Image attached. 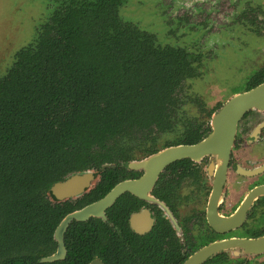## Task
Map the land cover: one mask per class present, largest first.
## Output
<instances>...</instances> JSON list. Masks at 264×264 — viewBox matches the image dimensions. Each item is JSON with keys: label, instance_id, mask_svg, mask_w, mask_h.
I'll return each mask as SVG.
<instances>
[{"label": "flooded vegetation", "instance_id": "1", "mask_svg": "<svg viewBox=\"0 0 264 264\" xmlns=\"http://www.w3.org/2000/svg\"><path fill=\"white\" fill-rule=\"evenodd\" d=\"M53 1L55 7L46 21L37 27L35 37L26 46L37 43L42 30L61 22L74 5L92 9L93 5L105 2L110 6L107 0ZM109 2L112 3L111 10L120 32H134L139 45L147 48L148 52L163 53L166 62L171 59L177 65L182 63L181 76L168 94L166 111L156 125L124 136L118 142V151L107 153L110 160L101 166L92 165L59 181L77 173L90 172L93 175L87 189L75 197L60 200L48 197L51 204L68 212L59 219L53 230L55 249L46 257L57 250L54 231L66 215L101 200L121 182L139 180L145 171L131 168L132 163H139L169 148L196 145L202 141L211 132L213 115L228 100L264 82L263 61V65L261 63L246 81L242 93H234L223 100L214 98L212 103L207 104L194 93L193 82L202 75L201 58L204 55L210 58L211 54L203 50L197 53L196 49L188 47L189 44L180 47L158 44L154 34L120 17V9L126 0ZM224 2L236 8L240 1L198 0L193 8L187 2L177 8L171 5L169 9L174 10L173 18L177 22L173 26L175 30L170 29L168 34L182 36L188 31L190 33L185 36L190 37L201 23L211 24L208 31L217 26L214 30L221 32L224 27L234 23L264 38V5L247 3L245 9L231 10V15L220 16L221 23L208 18L209 11L219 12L221 6L226 4ZM176 20L168 19L166 23L171 27ZM166 53H170V56ZM188 81L192 83V95H186L185 84ZM191 107L196 112L185 116L186 108ZM211 162L210 155H204L199 160L176 159L165 165L153 185L145 189L141 196L126 189L103 210V217L73 220L62 235L65 254L54 262L185 264L197 253L218 245L220 248L199 264H264V109H249L237 122L222 192L215 205L211 204L213 177L208 169Z\"/></svg>", "mask_w": 264, "mask_h": 264}, {"label": "trees", "instance_id": "2", "mask_svg": "<svg viewBox=\"0 0 264 264\" xmlns=\"http://www.w3.org/2000/svg\"><path fill=\"white\" fill-rule=\"evenodd\" d=\"M109 1L74 5L0 75V264H42L68 212L51 186L156 125L181 76L182 63L120 32Z\"/></svg>", "mask_w": 264, "mask_h": 264}, {"label": "rangeland", "instance_id": "3", "mask_svg": "<svg viewBox=\"0 0 264 264\" xmlns=\"http://www.w3.org/2000/svg\"><path fill=\"white\" fill-rule=\"evenodd\" d=\"M196 1L198 0H126L119 15L141 30L154 34L158 44L162 46L180 47L189 44L188 47L196 49L197 53L202 50L204 53H210V58L205 55V59L201 58L202 75L193 82L194 93L200 95L208 104L212 103L214 98L223 100L245 90L246 81L264 61V38L234 23L224 27L221 32L214 30L217 26L208 31L211 24L201 23L200 28L192 31L190 37L185 36L190 33L188 31L182 36L169 35L168 31L174 29L177 22L173 18L174 10L169 7H181L187 2L193 8L196 7ZM239 1L236 8L224 2L227 5L221 6L222 9L216 13L209 11L208 18L212 17L221 23L220 16L231 15V10L245 9L247 3L252 2L253 6L258 3L264 5V0ZM54 7L53 0H0V75L11 65L15 53L35 37L37 27L46 21ZM168 19L176 20L171 27L166 23ZM191 85V81L186 82V95H192ZM186 112L185 116L195 113L196 109L186 108Z\"/></svg>", "mask_w": 264, "mask_h": 264}, {"label": "water", "instance_id": "4", "mask_svg": "<svg viewBox=\"0 0 264 264\" xmlns=\"http://www.w3.org/2000/svg\"><path fill=\"white\" fill-rule=\"evenodd\" d=\"M249 109H264V82L228 100L213 115L211 132L202 141L196 145L169 148L139 163H132L130 165L131 168L145 171V174L139 180L121 182L101 200L66 215L54 231L53 238L58 244L56 252L49 257L41 259L40 263H50L63 258L65 250L62 235L70 222L73 220L84 221L90 216L103 217V210L126 189L141 196L145 189L148 190L153 185L165 165L176 159L190 158L199 160L204 155L211 156L212 162L208 169L213 177L211 204L215 205L222 192L229 149L234 138L236 124ZM92 180L93 175L90 172L72 174L64 181L54 183L49 189V195L55 200L75 197L85 191ZM219 248L218 245L211 246L192 256L185 264H199L204 258L216 252Z\"/></svg>", "mask_w": 264, "mask_h": 264}]
</instances>
